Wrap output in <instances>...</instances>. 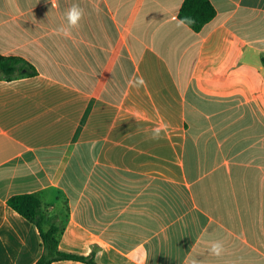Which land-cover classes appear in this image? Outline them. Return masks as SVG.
I'll return each instance as SVG.
<instances>
[{
	"label": "crops",
	"instance_id": "obj_1",
	"mask_svg": "<svg viewBox=\"0 0 264 264\" xmlns=\"http://www.w3.org/2000/svg\"><path fill=\"white\" fill-rule=\"evenodd\" d=\"M209 1L194 31L184 0H0V55L27 68L0 79V264L42 253L7 204L27 193L97 264H264V0Z\"/></svg>",
	"mask_w": 264,
	"mask_h": 264
},
{
	"label": "trees",
	"instance_id": "obj_2",
	"mask_svg": "<svg viewBox=\"0 0 264 264\" xmlns=\"http://www.w3.org/2000/svg\"><path fill=\"white\" fill-rule=\"evenodd\" d=\"M216 15V10L209 0H184L179 11V19L190 18L194 23H186L194 31H200ZM264 64V55L262 57ZM25 63L14 57L0 55V79H11L17 74L23 75ZM100 95V92H96ZM10 208L28 220L41 238L42 253L34 264H52L56 261H80L86 264H97L94 256H78L65 253L59 249L60 238L64 228L49 218V211L35 194H17L7 200Z\"/></svg>",
	"mask_w": 264,
	"mask_h": 264
},
{
	"label": "clouds",
	"instance_id": "obj_3",
	"mask_svg": "<svg viewBox=\"0 0 264 264\" xmlns=\"http://www.w3.org/2000/svg\"><path fill=\"white\" fill-rule=\"evenodd\" d=\"M52 6H55V0H51ZM66 20V25H61L57 28V33L69 38L72 35V30L79 28L80 23L84 17V9L79 4H72L64 13ZM186 23H194L190 18L181 19L178 23V26H183ZM129 87L140 88L146 85V81L143 77H135L130 79ZM168 125L161 124L152 129L153 140H158L161 138L162 132H166ZM94 148V145H93ZM208 253L217 258L221 259L227 252L225 241L221 239L211 240L208 242L207 247ZM191 264H200V261L197 259H192Z\"/></svg>",
	"mask_w": 264,
	"mask_h": 264
}]
</instances>
